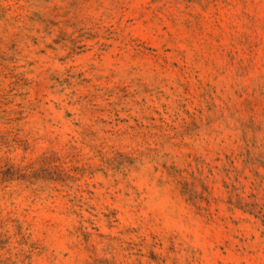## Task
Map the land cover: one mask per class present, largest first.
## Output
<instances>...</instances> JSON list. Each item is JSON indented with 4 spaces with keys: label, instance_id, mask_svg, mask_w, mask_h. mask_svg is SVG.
<instances>
[{
    "label": "rangeland",
    "instance_id": "obj_1",
    "mask_svg": "<svg viewBox=\"0 0 264 264\" xmlns=\"http://www.w3.org/2000/svg\"><path fill=\"white\" fill-rule=\"evenodd\" d=\"M0 264H264V0H0Z\"/></svg>",
    "mask_w": 264,
    "mask_h": 264
}]
</instances>
